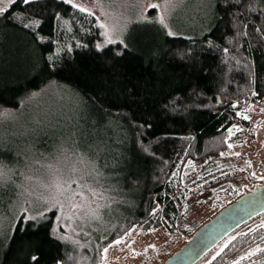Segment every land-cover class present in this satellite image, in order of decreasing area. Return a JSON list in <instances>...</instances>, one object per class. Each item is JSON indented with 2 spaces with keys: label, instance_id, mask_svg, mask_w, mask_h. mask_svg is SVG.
Masks as SVG:
<instances>
[{
  "label": "trees",
  "instance_id": "trees-1",
  "mask_svg": "<svg viewBox=\"0 0 264 264\" xmlns=\"http://www.w3.org/2000/svg\"><path fill=\"white\" fill-rule=\"evenodd\" d=\"M6 9L0 108L42 88L68 93L79 109L72 116L81 124L78 146L128 193V205L90 247L57 238L53 211L18 218L0 239V264H104L103 246L132 227L178 230L182 171L227 150L229 129L245 130L243 109L264 97V0H212L198 31L169 35L140 25L124 45L104 46L95 17L60 0H18ZM258 217L204 264H264V213Z\"/></svg>",
  "mask_w": 264,
  "mask_h": 264
},
{
  "label": "rangeland",
  "instance_id": "rangeland-1",
  "mask_svg": "<svg viewBox=\"0 0 264 264\" xmlns=\"http://www.w3.org/2000/svg\"><path fill=\"white\" fill-rule=\"evenodd\" d=\"M74 2L85 4L97 23L108 25L112 43L106 42L103 29L99 27V45L104 46L124 45L132 28L140 25L160 26L171 35L198 31L202 20L210 14L212 0H167L166 8V0ZM9 5L0 4L4 8ZM161 16L165 26L159 21ZM138 33L135 31L133 36ZM77 111V103L57 87L39 89L17 107L0 108V239L11 232L18 218L39 219L42 211L45 214L53 211L57 238L72 246L90 247L105 240L113 223L124 213L128 193L115 186L112 175L99 169L89 153L78 146L74 130L81 124L72 121ZM260 114L259 106L250 104L243 109L242 117L250 121ZM244 135V128L232 126L228 131L227 150L211 158L205 166L182 171L177 191L178 230L132 227L103 246L102 263L159 264L184 243V236L237 198L242 184L251 186L256 179L250 176V165L245 159ZM251 142L255 146L251 155L259 158L257 173L264 176V117L252 130ZM72 180L76 183H71ZM60 185H64L63 191ZM91 188L102 192L103 196H95ZM74 192L80 195L73 196ZM56 200L63 203V209L49 210V204ZM75 204L82 207L75 209ZM91 210H96L98 217L88 214ZM62 216L63 219H58ZM260 218L263 217L253 219L219 243L200 264L211 259L232 237L254 227ZM117 240L122 243H115ZM109 244L113 246L104 253L103 249Z\"/></svg>",
  "mask_w": 264,
  "mask_h": 264
},
{
  "label": "water",
  "instance_id": "water-1",
  "mask_svg": "<svg viewBox=\"0 0 264 264\" xmlns=\"http://www.w3.org/2000/svg\"><path fill=\"white\" fill-rule=\"evenodd\" d=\"M259 109L260 116L249 121L244 135L247 147L245 159L250 165V176L256 181L251 186L242 184L241 194L235 200L220 208L190 235L184 236V243L159 264H197L229 234L264 213V176L257 173L259 158L251 155L255 150L251 142L252 130L257 126L258 120L264 117V97Z\"/></svg>",
  "mask_w": 264,
  "mask_h": 264
},
{
  "label": "snow or ice",
  "instance_id": "snow-or-ice-1",
  "mask_svg": "<svg viewBox=\"0 0 264 264\" xmlns=\"http://www.w3.org/2000/svg\"><path fill=\"white\" fill-rule=\"evenodd\" d=\"M4 2H7L9 4H16L18 2V0H0V4H2ZM20 2H22L25 5H28V4H31V3L38 2V0H20ZM60 2L70 5L72 9L77 10V11H79L82 14H85L87 17H91L93 15L92 10L89 9L83 3H76V2H74V0H60ZM149 7H159V6L158 5H149ZM166 7H167V0H166V3H165V8ZM6 11H8V9L0 6V15H2ZM57 18L59 19V17H57ZM159 21H160L162 26H165L164 25V17L163 16L159 17ZM34 23H36V22L34 21ZM23 26L24 27H29V24L25 23ZM36 26H38V24ZM97 26L100 27L101 29H103L102 34L106 37V42L107 43H112L113 40L111 38V30L108 28V25L105 24V23H98ZM169 35H171V33H169ZM98 48H99V46H98ZM242 118L247 119V117H242ZM230 135H231V130H230ZM229 147H231V145H229ZM97 174H99V173H97ZM67 183L68 182H65V184H67ZM71 183H76V181L72 180ZM59 187H60L61 191H63L64 185H60ZM90 191L95 196H101V197L103 196V193L102 192H97L95 188H91ZM76 195H80V193L79 192H74L73 196H76ZM69 199L71 200V198H69ZM55 207H60L61 209H63L64 205L59 200L53 201L51 204H49V210H51L52 208H55ZM81 207H82V204H75L74 205L75 209H79ZM44 214L45 213L43 211L40 213L41 216H43ZM88 214H91L93 216H97L98 217V213L96 212V210H91V212L88 213ZM63 218L64 217L62 216V217H59L58 219H63ZM115 243L119 244V243H122V241L121 240H117V241H115ZM112 246H113L112 244H109L108 247L103 249V252L107 253L108 248L112 247ZM258 251H264V249H258ZM254 254L255 253H252V255H254ZM243 258H247V257H243ZM36 259H37V257H33V260H36ZM237 264H238V262H237Z\"/></svg>",
  "mask_w": 264,
  "mask_h": 264
}]
</instances>
